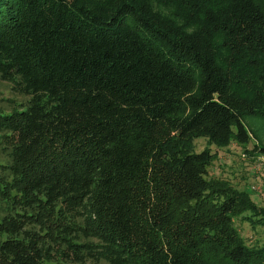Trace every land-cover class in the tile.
I'll use <instances>...</instances> for the list:
<instances>
[{
    "label": "trees",
    "instance_id": "16d2710c",
    "mask_svg": "<svg viewBox=\"0 0 264 264\" xmlns=\"http://www.w3.org/2000/svg\"><path fill=\"white\" fill-rule=\"evenodd\" d=\"M0 79V264H264L194 152L264 154V0H0Z\"/></svg>",
    "mask_w": 264,
    "mask_h": 264
},
{
    "label": "rangeland",
    "instance_id": "374dc122",
    "mask_svg": "<svg viewBox=\"0 0 264 264\" xmlns=\"http://www.w3.org/2000/svg\"><path fill=\"white\" fill-rule=\"evenodd\" d=\"M12 86L0 79V115L9 114L7 110L11 105L7 100H14L20 104L25 102V97L12 91ZM243 124L252 134V144L259 145L264 148V119L261 117L246 116L243 119ZM205 138H198L194 141V152H201L208 148L212 154H216L213 163L210 167V177L220 178L224 186L243 193L242 198L249 206V210L242 213L244 221L256 222L262 219L264 222V154L254 153L247 154L244 149L235 143H230L227 146L218 148L215 143H209ZM249 146V150H250ZM0 144V163H6L8 158ZM247 193H245L244 191ZM255 205V206H253ZM258 207L257 210L256 208ZM254 211V212H252ZM254 213V215H253ZM261 214L255 216L256 214ZM253 215V216H252ZM247 217H250L247 220ZM237 219L236 226L242 234L248 237L254 244L255 242L264 243V228L254 227L251 229L249 225ZM258 222V223H260ZM250 242V243H251Z\"/></svg>",
    "mask_w": 264,
    "mask_h": 264
}]
</instances>
